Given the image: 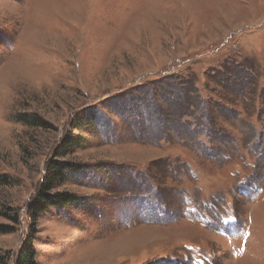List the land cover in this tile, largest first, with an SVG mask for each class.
I'll return each mask as SVG.
<instances>
[{
	"label": "rangeland",
	"instance_id": "obj_1",
	"mask_svg": "<svg viewBox=\"0 0 264 264\" xmlns=\"http://www.w3.org/2000/svg\"><path fill=\"white\" fill-rule=\"evenodd\" d=\"M257 84L264 0H0V264L32 229L38 264H264ZM68 133L78 202L32 223ZM215 195L218 232L196 219Z\"/></svg>",
	"mask_w": 264,
	"mask_h": 264
},
{
	"label": "trees",
	"instance_id": "obj_2",
	"mask_svg": "<svg viewBox=\"0 0 264 264\" xmlns=\"http://www.w3.org/2000/svg\"><path fill=\"white\" fill-rule=\"evenodd\" d=\"M246 78H248V76H246ZM255 79L253 78L252 80ZM249 82L253 83L249 80V78L246 79L243 86L246 87L247 85H249ZM255 90H257V98H262L260 104H263L264 88L261 89L260 84H257L256 88H252L251 94H255ZM209 107L211 106H208V108ZM205 112H207V110ZM91 117L94 118V116ZM26 121L29 122L31 125H37L36 123L38 122L37 120L35 121V124H33V120L26 119ZM212 124H215L217 127H219L220 130H214L213 132V129L211 128ZM208 125V127L207 125L201 127V132L206 133H200V136L195 135L196 139L209 134L218 135L222 132L223 126H221L220 124L214 122L209 123ZM260 125L263 128V133L260 132V134L255 135V138H252L251 140L252 144L250 143L249 145L251 146V149L252 147H255L260 151H264V120ZM76 128H80L79 125L73 126L72 131ZM80 145H83V141L81 140V138L78 135L74 136L73 134L68 133L63 137L60 143L52 151L51 157L45 166V175L40 189L38 190L35 199L32 200L33 203H31L28 207L27 215L30 217L32 223H34L42 214H44L47 210L51 208L65 209L66 207L75 205L78 202V195L73 192L61 191L60 187L68 181L76 182L84 176L83 165L78 161H75L74 159H68V157H70L71 155V152H73ZM233 145L236 146V150L234 149L236 152L239 151V147L243 146L238 144L237 142L233 143ZM171 170L174 171V169L172 168ZM248 175L251 176V173ZM5 182L7 181L5 180ZM147 195H143L144 197H146L145 199H143L145 201L144 205L142 204V206L145 207L144 212L146 213L148 211H154L157 216L162 215L163 210L158 209V200H154V196L152 195H150V197H148ZM218 199L219 198L216 195L213 197L208 196L206 199H204V203H206L207 206H201V208H198L196 206V208L198 209V216L196 217V219L199 220L198 222L203 225V227L205 226V228L214 230L213 232H218L216 230L218 220L216 219V217H213L210 213H213L215 216L217 215L220 218L219 221L221 222H224L229 217V214L227 215L226 206L222 208V214H220L221 208L218 204ZM203 210H206L207 214H203ZM157 216L155 217L156 220ZM232 217L233 214L230 215V226L233 225ZM141 218L145 220L151 219L149 216H143ZM0 231L6 232L7 230L3 226H0ZM35 232L36 231H34L33 229L32 231H28L26 238L23 240L16 253V257L14 258L13 264H38L37 251L34 246ZM215 234L217 235L218 233ZM203 257L205 258L204 260H206V257ZM207 263L210 264L211 261H207Z\"/></svg>",
	"mask_w": 264,
	"mask_h": 264
}]
</instances>
